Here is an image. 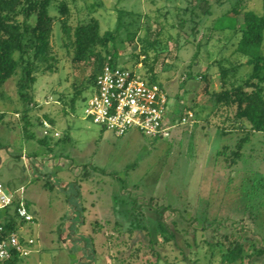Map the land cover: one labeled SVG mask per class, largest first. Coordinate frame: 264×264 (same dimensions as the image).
Listing matches in <instances>:
<instances>
[{
  "label": "rangeland",
  "instance_id": "obj_1",
  "mask_svg": "<svg viewBox=\"0 0 264 264\" xmlns=\"http://www.w3.org/2000/svg\"><path fill=\"white\" fill-rule=\"evenodd\" d=\"M248 9L262 14L263 0H51L48 59H35L30 101L19 94L20 73L0 86V180L35 215L24 232L36 243L16 264H135L146 235L128 231L133 197L143 204L144 224L162 253L159 264H222L226 233L246 243L244 260L235 264H264V131H254L238 161L228 165L219 151L246 130H235L241 124L233 119L235 107L218 106L213 97L224 88L222 63H243L237 84L252 71L235 52L240 29L228 27ZM92 17L102 32H115L109 49L119 65L134 67L140 53L146 74L144 60H156L170 113L187 116L191 109L170 137L152 138L136 128L117 136L86 117L98 51L107 49L98 46L77 59L72 30ZM147 43L153 47L144 51ZM25 117L28 139L18 123L26 130ZM48 117L55 125L44 144L38 139ZM24 146L37 153L31 168Z\"/></svg>",
  "mask_w": 264,
  "mask_h": 264
},
{
  "label": "trees",
  "instance_id": "obj_2",
  "mask_svg": "<svg viewBox=\"0 0 264 264\" xmlns=\"http://www.w3.org/2000/svg\"><path fill=\"white\" fill-rule=\"evenodd\" d=\"M50 4L51 0H0V86L5 85L11 77L20 73L17 84L19 94L25 103H28L31 98L28 95V87L31 82L36 80L32 74L35 67V59H48L49 40L53 32V17L49 14ZM218 24H222L221 20ZM228 27H238L240 29V37L237 41L235 52L240 57L246 58L245 64L252 66V71L248 78L237 84L233 79L243 63L238 60H230L232 65L222 63L220 74L222 75L224 88L213 93L218 106L229 110L235 107L233 119L241 123L235 130H246V134L234 146L225 145L218 153L219 157L221 155L226 156L225 159L229 165L235 164L238 158L241 157L242 148L245 142L252 138L251 135L254 131H264V12L259 14L252 9L242 11L239 13L238 19L232 18L228 21ZM64 30L70 33L71 28L65 24ZM72 34L74 46H76L77 59L84 60L92 54L96 47L103 46L107 49V53L103 55L101 51H98L100 59L98 71L106 63L118 64L117 53H112L109 49V44H114L116 41V34L113 30L102 32L101 23L97 17H92L87 24H80L74 27ZM151 47H153V44L147 43L143 48L144 51H147ZM17 53H19V57L16 56ZM140 62L142 63L143 61L140 60V53H138L131 65L135 66ZM155 62V59L151 62L147 59L144 60L146 76L151 81H158L164 86L155 72ZM122 66L129 67L127 63ZM98 71L93 78V91ZM86 99L88 98L86 97ZM72 103H74V99H72ZM182 117L183 115L177 117V119ZM49 119L53 121L52 118ZM175 120V118H172L171 121ZM28 124L29 121L26 118V128H28ZM232 130L224 129L222 133L226 134ZM48 137L44 135L39 138V141L44 144L49 143ZM256 183L257 179L256 181L253 180L252 186L254 185L255 190H258L259 187ZM17 202L19 200L15 199L14 203ZM131 202H133L134 218L128 227V231L129 233L134 231L143 232L146 235V239L138 241V255L135 264H159L160 259H162V253L144 224L143 204L136 197L131 198ZM253 214L252 210L250 215ZM252 218L253 220L255 219V217ZM5 219L6 229L0 233V241L8 231L17 230L19 225V221L15 216L14 205L6 211ZM225 237L228 239V244L221 248V263L235 264L242 262L245 258L244 249L246 247L243 237L238 235L236 238H229L228 233L225 234ZM213 246L221 247L219 243H214ZM19 259L17 257L2 262L16 264Z\"/></svg>",
  "mask_w": 264,
  "mask_h": 264
},
{
  "label": "built area",
  "instance_id": "obj_3",
  "mask_svg": "<svg viewBox=\"0 0 264 264\" xmlns=\"http://www.w3.org/2000/svg\"><path fill=\"white\" fill-rule=\"evenodd\" d=\"M141 65L140 62L131 68L106 63L98 71L94 91L85 103L86 117L117 136L136 128L152 138L170 137L172 129L188 122L192 113L171 121L165 87L151 81L139 69ZM42 123L43 134L51 135L53 124L48 119H42ZM53 135L59 132L54 130ZM14 201L0 180V233L6 229L5 213L13 205L19 221L17 230L8 231L0 241V262L28 257L36 243L35 237H27L22 229L23 223L33 221L34 214L25 201Z\"/></svg>",
  "mask_w": 264,
  "mask_h": 264
},
{
  "label": "crops",
  "instance_id": "obj_4",
  "mask_svg": "<svg viewBox=\"0 0 264 264\" xmlns=\"http://www.w3.org/2000/svg\"><path fill=\"white\" fill-rule=\"evenodd\" d=\"M190 110V112H191V109H189ZM15 114H16V116L17 117H20V115H21V112L20 111H18V110H16V112H15ZM169 114H170V116H171V119L172 118H175L176 120H178L177 119V117H178V115H176L177 114V112H175V111H173V114L172 113H170L169 112ZM170 118V117H169ZM20 120V119H19ZM19 120H18V123H19V125L21 126V131H22V137L23 138H25V139H28V138H30L31 137V132H30V126H28V128H26V130H24L25 128H22L23 127V125H22V123L21 122H19ZM175 120V121H176ZM49 121L53 124V128H54V125H55V123H54V121H51L50 119H49ZM41 124H42V126H43V123H42V120H41ZM185 124V123H184ZM180 125H183V124H179V125H177L176 127H175V129H178V128H180ZM102 129H104V128H102ZM174 129V128H173ZM104 131H105V129H104ZM43 136H44V134H43ZM42 136V137H43ZM52 136V135H51ZM54 136V135H53ZM42 137H40V138H42ZM49 137H50V135H49ZM55 137V136H54ZM38 141H39V139H38ZM41 142V141H40ZM42 143V142H41ZM33 145L34 144H32L31 146L33 147ZM29 149H27L26 148V146H24V148H23V155L24 156H26L25 158V160H26V165H27V167L28 168H31L33 165L35 166V165H37V163L39 162L37 159L38 158H36V154L37 153H35V152H33V151H31V153H29ZM37 162V163H36ZM15 192V191H14ZM14 192H9V193H11L12 195H13V197H14V199H16V200H23V201H25V203H27V205H29V202L27 201V200H24L23 198H19ZM29 208H30V210H31V206L29 205ZM32 212V211H31ZM32 214H34V213H32ZM34 219H35V215H34ZM33 219V220H34ZM22 229H23V232H24V230H25V226H24V223L22 224ZM26 231V230H25ZM24 234H25V232H24ZM25 235H27V234H25Z\"/></svg>",
  "mask_w": 264,
  "mask_h": 264
}]
</instances>
